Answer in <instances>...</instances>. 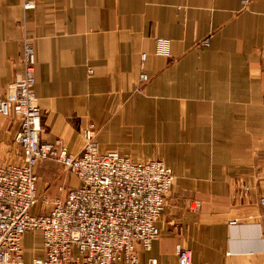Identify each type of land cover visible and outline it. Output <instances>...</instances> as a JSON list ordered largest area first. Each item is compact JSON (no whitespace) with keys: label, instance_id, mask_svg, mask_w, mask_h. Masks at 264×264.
Wrapping results in <instances>:
<instances>
[{"label":"crops","instance_id":"obj_1","mask_svg":"<svg viewBox=\"0 0 264 264\" xmlns=\"http://www.w3.org/2000/svg\"><path fill=\"white\" fill-rule=\"evenodd\" d=\"M36 2L0 0V91L21 79L31 42L43 140L77 154L94 123L101 153L173 170L160 237L140 264H177L180 244L201 264H264V0ZM18 122L0 116L1 145ZM39 168L57 177L53 203L78 185L54 164Z\"/></svg>","mask_w":264,"mask_h":264},{"label":"built area","instance_id":"obj_2","mask_svg":"<svg viewBox=\"0 0 264 264\" xmlns=\"http://www.w3.org/2000/svg\"><path fill=\"white\" fill-rule=\"evenodd\" d=\"M26 1L24 10L35 9L32 0ZM24 47V60H33V44ZM23 78L16 91L0 92V116L20 120L15 141L24 158L23 163L0 161V264H22L24 238L35 230L42 236L43 257L33 264H140L139 253L150 251L159 238L157 223L175 183L174 172L161 162L101 153L88 139L77 154L59 142H43L29 69ZM47 160L60 163L78 185L69 187L50 213L38 215L33 213L38 204L35 170ZM176 255L177 264H201L182 244Z\"/></svg>","mask_w":264,"mask_h":264},{"label":"rangeland","instance_id":"obj_3","mask_svg":"<svg viewBox=\"0 0 264 264\" xmlns=\"http://www.w3.org/2000/svg\"><path fill=\"white\" fill-rule=\"evenodd\" d=\"M25 2H27V1L26 0H20L21 7L23 6V3H25ZM29 3H31L30 0H29ZM32 4L33 5L35 4V8L37 7L36 0H32ZM158 42L161 43V45H162L161 47H163V48H164L165 44L167 45L166 46L167 48L165 50L163 49L162 51H160L159 54H163L165 56H168L169 55L170 42L166 41V40H163V39H159ZM204 44L208 45V42L205 41ZM34 54H35V50H34ZM24 58H25V47H23V61H22L23 62L22 63L23 64V73H22V77H21V79L18 82L15 83V85L13 87V91L14 90L16 91L18 85L24 81L23 77H24L25 69H29L31 71V74H32V81H31L30 84H33V86H34L33 87V92H34V95H35V86H36V82H37V77H36L37 76L36 55L34 56L33 60L26 61V60H24ZM145 59H146V54H144L143 57H142L143 62H144ZM88 73L90 75H93V73H94L93 69L92 68H88ZM140 78H141V83H143V84H146L149 81L148 75L146 73H144V72L141 73ZM0 92L2 94H4V92H2V91H0ZM34 98H35V101H36L35 107H36V110L38 111V120L37 121H39L40 129L42 131L41 134H40L41 140L43 142H45V143H51V144H54L55 142H59L62 145V147H67L66 143L64 141H61V140L54 141V142H48V141H45V140L42 139V134L45 132V128H44V125H43V117L45 115V112L40 107V105H39V103H38V101L36 99V95H35ZM26 118L29 119V120H32L33 116L30 117V115H27ZM17 120L20 121L19 119H17ZM18 123H20V122H18ZM19 125L21 127V124H19ZM17 134L14 137L10 138L9 141H7L6 143H3L2 145L0 144L1 145L0 146V161H1L2 164H6V163H23V159H24L23 155H22L23 149H22L21 146H19V144H16V141H15V138H16ZM82 135H83V137L85 136L84 137V142L85 143H86L85 139H88L89 143L91 145H93L94 147H97L99 149L98 142H97L98 133H97V130L95 128L94 123H88V125H85L83 127V129H82ZM123 156H127V155H123ZM128 157H130V156H128ZM148 161L161 162V163H164L167 167H169L161 158L150 159V160L142 161V162H148ZM42 162L43 163H49L52 166L54 164L55 166L59 167V169H61L63 172H62V174L55 173L58 176L62 175V177L63 176L74 177L70 172L66 171L64 169V167L60 163H58L55 160H47V161H42ZM39 165H40V163H39ZM39 165H38V167L35 170V172H36V174L38 176L37 177L38 178V185H37L38 204H37V206L35 207V209L33 211L34 214H38V215L39 214H48L53 209L55 203H53V201H51V199L49 198L50 196L48 194H50L51 192H54V190L57 188V185H58L57 177H55V180H54V175H51V173H52L51 170L50 171L49 170H45L47 178L43 177V175H45V173H41ZM56 169H58V168H56ZM52 174H54V173H52ZM259 203H260L261 206H263V197H261L259 199ZM196 204L198 205V207L201 206V204L199 202H197ZM37 209L39 210L38 212H36ZM159 221H158V223H159ZM158 223H157V227H158ZM35 234H36V241L33 243V246L29 247L27 245V243H26V239H28L29 243H32V241L34 240ZM39 235H40V232L35 230V231H32V232L28 233L25 236L24 241H23L24 252H23V257L21 258L22 259V264H33V261L35 259H39V258L43 257V254L40 251L41 240L39 239ZM159 237H160V235H159ZM139 260H140V255H139ZM154 261L157 262L156 260H154Z\"/></svg>","mask_w":264,"mask_h":264}]
</instances>
